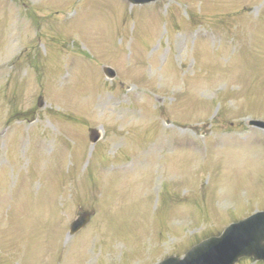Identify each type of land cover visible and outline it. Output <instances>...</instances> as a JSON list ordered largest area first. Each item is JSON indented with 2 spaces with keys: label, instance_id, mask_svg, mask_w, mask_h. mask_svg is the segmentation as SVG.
<instances>
[{
  "label": "rangeland",
  "instance_id": "1",
  "mask_svg": "<svg viewBox=\"0 0 264 264\" xmlns=\"http://www.w3.org/2000/svg\"><path fill=\"white\" fill-rule=\"evenodd\" d=\"M183 1L0 0V264H155L264 209V0Z\"/></svg>",
  "mask_w": 264,
  "mask_h": 264
},
{
  "label": "water",
  "instance_id": "2",
  "mask_svg": "<svg viewBox=\"0 0 264 264\" xmlns=\"http://www.w3.org/2000/svg\"><path fill=\"white\" fill-rule=\"evenodd\" d=\"M139 1H143V0H139ZM93 138L96 139V136H94ZM84 220H85V218H84ZM84 220L83 221H80V222H76L74 224L75 227H78L79 225H81L84 222ZM226 235H227V233L225 231L221 237H219L218 239H216V242L217 243L218 242H223V240L226 237ZM261 238H263L261 235H260V237L258 236V238L256 240V244H258L260 242ZM252 252H255V246L250 247L247 250H245V249H239V248L238 249H235L232 253H227V254L224 255L225 256V264H232L233 261H235L236 258L238 256H240L241 254H250ZM159 264H179V263L176 261V259L170 258V259H167V260H164V261L160 262Z\"/></svg>",
  "mask_w": 264,
  "mask_h": 264
}]
</instances>
